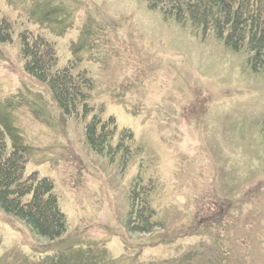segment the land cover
<instances>
[{"label":"rangeland","instance_id":"1","mask_svg":"<svg viewBox=\"0 0 264 264\" xmlns=\"http://www.w3.org/2000/svg\"><path fill=\"white\" fill-rule=\"evenodd\" d=\"M0 13L15 21L0 99L43 96L40 117L26 105L11 116L32 148L26 173L54 180L67 215L65 234L48 239L0 207V264L79 249L90 264H264V71L144 0H0ZM25 28L56 42L60 66L76 59L95 110L133 130L144 153L127 169L93 152L84 121L65 119L24 71ZM141 166L158 179L164 224L149 234L124 224Z\"/></svg>","mask_w":264,"mask_h":264},{"label":"trees","instance_id":"2","mask_svg":"<svg viewBox=\"0 0 264 264\" xmlns=\"http://www.w3.org/2000/svg\"><path fill=\"white\" fill-rule=\"evenodd\" d=\"M144 1L149 9L161 12L165 20H174L182 27L190 24L196 36L219 41L230 52L243 55L252 72L264 71V0ZM14 22L0 13V46L13 41ZM20 55L24 71L47 87L61 115L84 121L85 139L93 152L118 162L122 169L144 153L130 127L120 128L114 115L102 117L104 107L96 111L91 105L95 84L87 70L78 68L76 59L59 65L56 42L43 32L25 28L20 32ZM39 96L32 100L21 95L0 99V207L24 220L41 236L57 239L67 231V215L55 182L36 172L26 173L32 148L11 116L14 108L26 105L34 112L36 109L40 117L38 104L44 105L45 100ZM143 172L141 166L130 182L124 224L129 232L149 234L164 224L155 206L158 179L145 177ZM83 257L79 249L24 264H90L91 260Z\"/></svg>","mask_w":264,"mask_h":264}]
</instances>
